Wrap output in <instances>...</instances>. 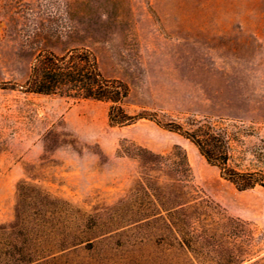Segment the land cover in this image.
Returning <instances> with one entry per match:
<instances>
[{"label": "rangeland", "instance_id": "374dc122", "mask_svg": "<svg viewBox=\"0 0 264 264\" xmlns=\"http://www.w3.org/2000/svg\"><path fill=\"white\" fill-rule=\"evenodd\" d=\"M76 50L133 121L27 92L39 56ZM186 134L214 135L215 163ZM41 196L39 264H264V0H0V227Z\"/></svg>", "mask_w": 264, "mask_h": 264}, {"label": "trees", "instance_id": "16d2710c", "mask_svg": "<svg viewBox=\"0 0 264 264\" xmlns=\"http://www.w3.org/2000/svg\"><path fill=\"white\" fill-rule=\"evenodd\" d=\"M26 89L28 93L58 94L75 99L108 102L111 104L109 118L112 126H122L133 121L125 113L123 107V102L130 95L129 86L120 80L106 79L100 72L97 58L88 50H76L62 57L55 54L39 56ZM176 132H181V130ZM186 138L199 148L209 163H215L218 146L214 135L191 136L186 134ZM223 157L224 165H227V156ZM225 171L222 169L224 177L241 191L260 184L259 180L253 178L243 179L246 176L238 172L234 171L233 175H229ZM173 183L169 182L164 188L183 187ZM177 195L175 194L176 198ZM182 196L184 195L180 194L179 197ZM37 198L36 204H31V209L38 211L36 214L23 215L20 213L19 223L12 224L10 227H0V264H39L41 262L39 256L34 254V250L30 249L28 244L30 242L37 244L48 234L55 235L56 219L54 221L50 217L54 216L58 207L55 202H50L49 196ZM165 200L168 201L166 198ZM183 206L179 204L172 211L181 209Z\"/></svg>", "mask_w": 264, "mask_h": 264}]
</instances>
